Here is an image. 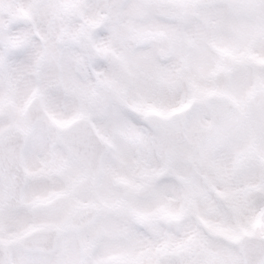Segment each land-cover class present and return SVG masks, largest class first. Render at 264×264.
I'll return each mask as SVG.
<instances>
[{
    "label": "snow or ice",
    "instance_id": "snow-or-ice-1",
    "mask_svg": "<svg viewBox=\"0 0 264 264\" xmlns=\"http://www.w3.org/2000/svg\"><path fill=\"white\" fill-rule=\"evenodd\" d=\"M0 264H264V0H0Z\"/></svg>",
    "mask_w": 264,
    "mask_h": 264
}]
</instances>
